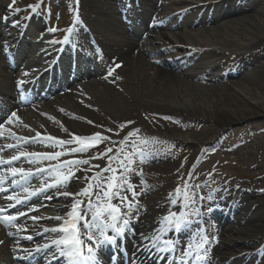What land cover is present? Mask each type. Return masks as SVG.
<instances>
[{
  "label": "bare ground",
  "instance_id": "bare-ground-1",
  "mask_svg": "<svg viewBox=\"0 0 264 264\" xmlns=\"http://www.w3.org/2000/svg\"><path fill=\"white\" fill-rule=\"evenodd\" d=\"M3 1L5 0H0V8L1 6H4V8H6L5 10L7 11V14L10 15V18H12V16H15L17 11L10 9L9 5L5 6L6 4H4ZM78 1L79 13L81 16L80 20H83V22H85V26L81 21H78L77 26L83 27L84 36L87 39L93 41L91 50L94 51L96 49L100 53L104 64L102 67L100 63L95 60L96 58L92 59L90 55L84 56V61L86 60L87 65L83 66V68H86L87 66L88 70L90 69V71L78 72L77 67L74 71V76H98L101 71L100 68H105L107 67V65H118V68L112 74L108 75L106 79L102 78L100 81L94 83L92 82L85 87L77 86L75 88L70 87L71 82H69V78L71 76V73L69 72L67 74V72H65V82H61L59 86L55 88L58 90H64L67 88L65 95L69 96L70 99L66 101V103H63L61 107L64 108V111H66L68 114L81 116L83 119L89 120L87 116H93L91 114L94 113L91 111H94V109H96L97 112H99L104 117L106 116L111 121L110 122L106 119L109 123L107 124L108 127H111L113 126L112 124H114V126L117 128L127 127V130H133L137 129V126L139 125L138 119L133 118L134 113L138 110L145 109L147 112L146 116L150 122V124L146 127V131L151 134L162 133L167 136H170V134L175 131H181L186 128L188 118L184 119V116H179L180 114L182 115V113L190 115L189 117H192L193 119H202L205 117L206 120L212 121L211 123H213V125L219 127L222 124H229L233 118H235L234 120H237L238 122L247 121V118L250 116H259L264 119V101L251 103L245 97H242V99L240 100V102L242 103H237L236 107H234V110L219 111L218 109H211V107H213V103L217 104L218 102H222V104L224 103L225 105H232V103H234V97L231 96V92H233V89L231 87L232 85L237 86L239 84H243L245 88H250L248 89V91H250L251 93L253 92L252 88L256 87L259 91V94H261L262 96L264 95V27L259 26L256 23L253 25H249L241 24L237 22L238 20H230L233 17L237 16H244V20H250L256 14L264 20V0H196V2H194V0H176L175 2L174 0H170L168 2L164 0L163 4L158 2L157 0H140L142 7L139 8L138 11H134L133 0H107V2H96L94 0ZM198 2L205 3L204 5L200 6ZM170 3H173L176 11L178 10V18L182 17V19H184L183 21L187 20L186 17L192 18V21L189 22V25L207 23H211L212 25H214L213 32L202 30L200 32H196V34L193 33L197 37L199 41L198 43H187L188 45L186 46L181 42V39L178 38V43H180L179 46L183 45L181 47H187L189 49L188 57L190 59H194L193 61H198L199 59H202L207 55L214 54L223 57L225 56L226 51H228L229 49H238L241 47L244 48V50H250V52L246 55L231 56L225 59L224 62H221L217 66L218 68L222 66L224 73L219 77H213L212 79L208 78L211 70L207 73L205 72L204 75L200 76L186 73L188 65H185L184 63L185 58L174 59L171 61H161L160 63H158V66L153 68L139 52H145L149 56L151 54L149 51H153L155 47L161 46L162 43L157 38H143V35L145 33L147 37L152 36L153 29H155V26H157L155 24V21H157V19H163L162 17L158 18V16L154 18L152 11L159 8H161V10H166V8L168 7L167 10L169 13ZM112 5L119 8V14L121 16L125 17L126 15H128L130 18L134 19V23L138 21L137 25L138 27H140V29L135 28L133 30L130 27H126L123 25L125 27L124 29L117 25V21L115 20L114 15H112L111 13H105L102 8L104 6L109 7ZM15 7L19 8L20 5L16 4ZM142 9L145 10L144 13L142 12ZM201 11H203V13H201ZM174 17L175 15H173L171 18L176 21L177 19ZM227 19L229 21H227L226 23L220 22ZM31 26L33 25H28V27L23 30V26H21L20 28H17L16 25L4 27L0 23V57L2 58V56L4 55V50H7L11 46L14 47L15 45L17 46L18 51L16 56L17 60L20 61L23 57L22 54L25 55V53L29 52L30 55L24 57L21 60V63L28 65L27 67L29 74L36 72L34 71L35 69L32 70L31 67L36 68L37 64H44L43 66H45V64L47 63L48 65L53 57V54L51 56L50 53L53 47L55 48V50H57L56 47L58 45L57 43L52 48H50L48 46L51 45L49 42H46L45 44H34V42H32L31 40L26 41L27 36L31 35L33 32V29H29ZM182 26L183 24L181 22L174 23L173 25V27H175L176 29H182ZM96 27L98 29H96ZM143 29L144 33L142 32ZM223 29L226 30L224 35L228 38L233 37L232 35L237 33H250H247V35H245L244 38L246 40L244 39L245 42H243L242 45L231 46L206 42L207 35L209 33H214V31L220 30L222 31ZM130 30H132V33L130 32ZM126 34L133 35L134 37H137L138 40L130 41L127 37H125ZM210 36H214L215 39L222 38L220 33H216L214 35L210 34ZM164 37V35H161L162 41ZM4 41H6L5 44H7V41H9L7 47L4 45ZM208 41H210L209 38ZM77 44L78 46L81 45V42L78 38ZM176 47L177 46H173L171 49H176ZM220 47L225 48V50ZM71 50V41L65 42L64 46L62 47L61 54L58 60L55 62L56 67H63V65H67L70 63V56H72V54H70ZM47 60L49 61L46 62ZM260 61H263V64L260 67H257L256 65ZM196 64L198 65L199 63ZM159 66L166 67V69L159 68ZM96 69L98 71H96ZM190 70L192 69H189V71ZM120 73L122 74L121 76ZM34 75L35 74H31L30 77ZM100 75H104V70H102V73H100ZM193 80L201 81L202 84L195 83ZM41 81H43V77ZM55 81L58 84L57 75ZM29 83L31 82L24 84V88ZM38 83H40V81ZM15 88H17V86L10 82V74H8L4 69L0 67V96L2 97L1 101H4L0 106L1 121L7 122L9 118L10 120L12 119L8 112L16 108V105H11L10 103V99L15 95ZM204 88L207 89L205 90ZM203 90L207 91L209 94V96L206 95L205 101H201L204 96L202 94ZM251 95L255 94L252 93ZM184 97H186L187 105H184L183 109L176 110L175 108H173V106L170 105V103L174 101L171 100V98L180 101L183 100ZM211 98L214 99L213 103L211 102V100H209ZM61 100L62 98L59 99V102ZM73 100L74 102H82L84 103L83 106L87 105L89 108L83 109V107H81L80 105L73 103ZM196 102L198 106L206 105L208 107V110L204 108L201 109V106H194ZM50 105L51 104H47L46 106L48 107ZM189 109H191L192 111ZM199 110H203V112L197 114ZM42 112V114H44L45 116L48 115V113H46L48 111H45V108ZM53 116L55 118L58 117L55 113H53ZM93 117L97 119L95 116ZM10 120L9 122H11ZM97 121V124L99 125H103L102 123L105 122L104 120ZM40 123L41 125H43L42 121ZM61 123L65 129L69 130L76 126L75 123L69 122L65 119H63ZM79 128L81 130L84 129V127L81 125H79ZM114 133H117V131ZM162 138H156L154 136L142 140V143H149L153 146L161 145L166 149L175 148L176 145L180 143H186L187 146L179 150V153L183 154H187L193 147L192 145L194 141L192 137L189 136H179L169 142L165 140L166 136H163ZM10 139H14L13 130L8 131L7 129L3 131V133H0V152L7 151L6 154H10L8 156V159H0L2 161H5V163H7L9 158L15 156L11 155L12 152L7 150L8 145L4 143L5 140ZM13 142L16 141H11L9 143ZM134 159L135 157H132V159L129 161L134 162ZM138 159L139 157L137 158V161H139ZM123 161L126 162L128 161V159H123ZM144 161L147 164H151L162 160L160 156L146 157L144 155L141 158V162ZM38 162L39 160L29 159L21 161L20 165H34ZM113 164L117 165L115 164V162ZM123 171L124 172L122 174V178H128L127 180L130 182L129 187H127V193L123 194V196L127 197L133 202H137L136 207H133L134 211L126 213V215H130V217L131 215H133L132 217H136L137 215V220L134 223V226L136 227V229L139 228L133 238L134 247L132 246L133 249L129 250L130 258L134 259L136 257L134 253H138L142 248H146L149 250L151 247V252L155 253L158 248H156L157 250L153 248L154 243H151V240L154 238V235L155 238H158L160 235H165L166 233V237H163V241H169V239L172 240L174 238L177 246H179L184 251L186 249L190 250L191 247L193 255L196 257H201V259H198L200 261L199 264H220V259L225 260L226 258H220L219 261H217V259L215 260V255L221 254L220 251L225 249L226 247H230V249L228 248L229 252L234 251L235 248L245 247L246 249V247H250L249 242L246 243L241 239L235 240V244H231L232 241L226 239L222 242L223 233H226L227 235L231 234L230 240L231 236L233 235L245 236L247 234L246 232L248 231L247 226L238 227V225H242L245 223L249 225L254 221L255 216L253 217L252 212H250V210H247V208L244 209V207L242 206L243 200L247 196L250 197L251 193H249L248 191H243L244 194L242 195H239L238 192L232 194L223 190H217L214 193H211L210 191L206 192L207 195L205 196L209 199V202L206 203L205 207L200 203V198L199 200H197L198 197L195 196L198 193L197 186L189 185L186 188V193L181 197L177 194V192H174L175 190L170 189L169 191H165L164 188L159 191L160 195H154L155 197L152 199V201L147 202L146 194L151 192L154 193V188L159 189V185L154 183V181L152 180L147 181L141 179V174L137 175L136 173H132L131 176L130 169H123ZM48 175V173L39 175L37 176V179L38 177L45 178ZM83 176L86 177L85 175ZM115 182V185H117V181ZM203 182H205V180ZM108 184L109 182L107 181L106 185ZM181 185V183H178L177 187H180ZM75 187H77V184H75ZM198 188L200 189V186ZM129 189L133 193L138 192L139 195H130L128 193ZM163 191L169 192L170 195H168L169 193H167L162 196ZM172 192H174V194L171 197ZM183 196H187V199ZM47 197H52V195L45 194L38 197L40 199V203L42 205L45 203L46 207L47 205L50 206L52 202L50 201L48 203ZM61 199L63 200L62 202H65V204L63 203L64 205L70 204L68 200L62 197ZM154 201L156 203L153 205ZM172 202L178 206L177 208L179 216L182 215V220L186 221L184 225L182 224V222L178 221L181 224V228L177 230L176 226L174 227L177 234L172 229H170L172 223L168 220L169 217H167V208L172 204ZM219 204H224V207L220 208ZM260 207H264V202L260 204ZM98 208L101 209L102 207ZM209 208H212L211 211H204ZM202 210L203 212L201 213ZM250 213L252 215L249 217ZM77 216H79V214H77ZM159 216L165 218L167 217L166 222L158 221ZM75 218L73 220H76ZM210 220L219 221L220 227L218 230L213 229V225L212 223H210ZM16 222L24 224L29 221L25 218H22ZM173 223L174 225H176V222ZM32 224L33 227L37 228V225H35L34 222ZM201 224H206V227L202 228V226H200ZM88 228L96 229L94 222L90 223L87 229ZM53 233L56 234L58 233V231ZM3 236H5V233L0 231V241H3ZM11 236L13 237L14 241L23 242V240H25L20 239L19 235L15 232H12ZM203 237H207V239L209 240L207 244L204 245L205 250L202 249V247L198 246L201 244ZM10 244H13L12 240ZM162 246L163 245L160 244L159 249H161L164 254L161 255L159 252L157 254L158 256L156 257L155 262L157 264H169L170 255L166 252V248ZM9 248V245L0 243V255H4L6 257ZM259 248L261 250L260 255L264 259V245L262 243L259 244L258 249ZM52 251L53 249L43 252L47 254L51 253ZM178 251L179 250H176L177 253ZM20 253V251H14V255L17 257H25L30 254L28 253L20 255ZM248 254L249 253H246L241 257L237 256L235 258H230V260L224 262V264H245L246 258L247 260L254 261L250 256L244 258V256H247ZM257 256H259V253ZM5 257H0V264H12V258L8 256L6 258ZM184 258H188L187 255L184 256ZM202 258H205V261L202 262ZM143 260H146V258H144Z\"/></svg>",
  "mask_w": 264,
  "mask_h": 264
},
{
  "label": "rangeland",
  "instance_id": "rangeland-1",
  "mask_svg": "<svg viewBox=\"0 0 264 264\" xmlns=\"http://www.w3.org/2000/svg\"><path fill=\"white\" fill-rule=\"evenodd\" d=\"M9 0L3 1L5 4ZM21 2L23 5V10H26L28 6L31 5V3L35 4L34 1L39 0H17V2ZM42 1V0H41ZM44 3H50L52 5L53 9L55 10V13L52 16V21L49 22V25L51 28H62L65 29V26L69 23L70 18V8L72 5V0H43ZM96 2L104 1L107 2V0H94ZM140 0H134V3L139 4ZM161 2L162 0H157ZM170 1V0H165ZM172 1V0H171ZM176 0H174L175 2ZM202 1V0H201ZM10 4L12 0L9 1ZM164 2V0H163ZM196 2V0H194ZM243 2V1H242ZM245 2V1H244ZM41 3V2H40ZM205 2H198L200 6L204 5ZM210 3V2H206ZM113 4V3H112ZM2 7V6H1ZM103 11L105 13H111L114 15L115 20L117 21V25L124 28L120 24L119 13L117 10V7L112 5L109 7H102ZM139 8V7H138ZM170 11L168 13V7L166 10H161V8L156 10H151L156 16H163V18H167V16H172V14H175L176 8L173 5V3H170L169 5ZM172 10V11H171ZM178 11V10H177ZM1 12V11H0ZM30 11H21L20 18L23 19V17ZM168 13V14H166ZM203 13V11H201ZM39 14L44 17L42 11L39 12ZM177 20L173 21L172 18L170 19L172 23L181 22L183 24L182 29H176L173 27L174 24L169 23L168 21L165 22V25L162 27H158V29L153 30L154 37L159 38L160 42H162V45L159 47H162L160 49H163L166 52L158 53L157 50H150L151 55L147 56V53L139 52L143 58L149 63L150 66L155 68L157 65L156 63L160 61L165 60H172L174 58H183L185 56H188L189 49L187 47H181L179 46L180 43H178V38L181 39V42L185 44L186 46L189 44L198 43L197 37L193 34L196 32H200L202 30H207L208 32H213L214 25L211 23L207 24H197V25H189V22L192 21L191 17H186L187 20L183 21L182 17L178 18L175 16ZM244 16H237L230 19L231 21H237L241 24H258L259 26L264 27V20L261 19L259 16L254 15L252 19L244 20ZM227 20L220 21L221 23H226ZM138 24V21L135 22ZM237 24V23H234ZM116 25V27H117ZM134 27L137 29H140L138 25L134 24ZM54 31V36H57L58 32H62V30ZM96 29H98L96 27ZM117 29V28H116ZM80 31V28H78ZM144 31V30H143ZM225 29L222 31H214V33H209L207 35L206 42L209 43H219L220 45H242L244 41L245 35L250 32L245 33H237L233 34V37H226L224 35ZM245 31V30H244ZM220 33L222 36L221 39H215L214 36H210V34H216ZM161 34L164 35V39L162 41ZM107 37V36H106ZM125 37H127L130 41L137 40L136 37L130 34H126ZM153 36L151 38H154ZM220 37V36H219ZM35 36L30 35L28 37L29 40H33ZM208 38L210 41H208ZM214 38V39H213ZM249 38V37H247ZM228 40V41H227ZM230 40V42H229ZM246 40V39H245ZM205 42V41H204ZM164 46V47H163ZM173 46H177L176 49H171ZM222 48V47H220ZM159 49V50H160ZM225 50V48H222ZM222 50V51H223ZM138 51V50H136ZM250 52V50H244V48H238V49H229L226 51L225 56L221 57L217 54L214 55H207L202 59H199L196 61V63H199L198 65L192 61L191 59L185 58V63L190 64L188 69H192L191 71L187 70L186 73H191L195 75H204L205 72L207 73L210 71V75L208 78L213 77H219L222 72L224 71L222 69V66L218 68L217 66L224 62L225 59L231 57V56H240V55H246ZM227 56V57H226ZM225 57V58H224ZM192 63V64H191ZM195 63V64H194ZM263 64V61H260L256 66L260 67ZM0 67L6 71V68L4 67V60L0 57ZM159 68H166L163 66H159ZM122 74L120 73V76ZM12 75L10 77V82L12 83ZM99 77H92L90 81H87L83 84H80L79 86L88 85L90 83L97 82L99 80ZM236 80V79H235ZM195 83H199L195 80H193ZM241 83V82H240ZM200 84H202L200 82ZM228 84V83H227ZM232 91L231 96L234 97V103L232 105H225L224 103H217L214 104V99L211 98V102L213 103L211 109H218L219 111L224 110H234V107H236L237 103L241 104L240 100L242 97L247 98L251 103H255L257 101H264V95L262 96L259 94V91L256 87H253V92L255 95H251L252 93L248 91L250 88H245L243 84L239 85H232ZM244 87V88H243ZM85 89V88H84ZM203 89V88H202ZM205 90L207 88H204ZM203 98L201 101H205L206 95L209 96L207 91H202ZM62 100L58 102V105H61L63 103H66L70 99L69 96L63 95ZM67 99V100H66ZM171 100H174L170 103L173 108L176 110L183 109L184 105L186 104V97H184L183 100H176L174 98H171ZM222 100V99H221ZM73 103L74 100L72 101ZM77 104V103H76ZM78 105V104H77ZM194 106H198L197 102L194 104ZM201 106V105H199ZM198 106V107H199ZM81 108V107H78ZM97 108V107H96ZM201 109H207L208 107L206 105H203L200 107ZM56 110V109H55ZM54 109H52V112H55ZM191 110V109H189ZM192 111V110H191ZM197 111V110H195ZM87 112V111H86ZM94 114H91L95 116L97 119H95L93 116L88 115V119H81V118H70V122L75 123L76 126L71 128V130L74 133H79L80 135H84L86 137H89L92 135L94 137L93 140H98V144L96 147H89L90 141H82L83 145L87 148H89V153H81L75 154L74 159L78 160H87L88 163L94 164L93 167H83L80 165V163H75L73 168L70 170L69 174H72L73 178L77 180L80 173H84L86 175H90L88 173L89 170H92L94 172L93 175H95L97 172H101L102 170L107 169L110 163H108L107 160H104L105 157L111 158L113 155H115L118 151H120V155H129L132 157H135L134 162L135 165L133 167V172L141 174L140 178L143 180H152L154 183L159 185V189L154 188V193H148L146 194V201L151 202L152 199L156 195H160V190L165 188V191H169L170 189H173L177 192L180 197L186 193V188L189 185L197 186L198 193L195 195L197 200L200 198V203L206 207V203L209 202V199L205 196L207 195L206 192L214 193L217 190H223L230 193H237L239 195L244 194L243 191H248L250 194V197H246L243 202L242 206L247 208V210H250L252 212L254 221L251 222V224H242L238 225V227H246L248 231L245 236L241 235H227L226 233H223L222 236V242L226 239L229 241H232L231 244H235V240L241 239L244 240V242H249L250 247L243 248H235L234 251L229 252L228 248L221 250V254H217L216 259L219 261L220 258H226L225 260L220 259V264H224V262H227L230 260V258H235L237 256L241 257L242 255L249 253L247 256L245 255L244 258L250 256L252 260H247L245 264H264V259L262 258L261 250L258 249L259 244L264 245V207H260V204L264 202V119L259 116H250L247 118V121H235L233 118L229 124H222L219 126L213 125L211 123L212 121L206 120L205 117L202 119H193L192 117H189L190 115L186 113H182L179 116H184V119L188 118V122L186 123V128L183 130H178L170 134V136L160 134L158 133L156 135L157 138H162L163 136H166V141L174 140L176 137L179 136H189L193 139V147L187 154L179 153V150L181 148H184L187 146L186 143H180L176 145L175 148L166 149L164 146H157L152 145L149 143L143 144L142 140L146 139L147 137H152L153 134L146 133L145 129L150 124L148 118H147V112L145 109L138 110L134 113L133 118H137L139 121V125L137 126V129L133 130H127V127L117 128L112 124L113 126L108 127L107 124L108 121H110L106 116L104 117L99 112H97L96 109L94 111H91ZM203 110H199L197 114L202 113ZM29 119L33 118L34 116L28 115L26 116ZM36 118V116L34 117ZM59 118L61 119V116L59 115ZM37 119V118H36ZM108 121H107V120ZM47 122L49 126L52 128V132H54V135H57L59 137L64 136V138H71L68 136L67 133L63 134L65 132L63 129L59 128L57 125L55 126L53 122L49 123L46 119H43ZM97 120H104L103 125L97 124ZM34 122V121H33ZM32 122V123H33ZM111 122V121H110ZM113 123V122H112ZM79 125L83 126L84 129L81 130L79 128ZM198 127V128H197ZM197 128V129H196ZM117 133H114L116 132ZM67 132V131H66ZM152 135V136H151ZM163 139V138H162ZM92 141V140H91ZM168 150V151H167ZM96 151L100 153L98 156H90L91 152ZM146 157H155L160 156L162 161L154 162V163H145L141 162V158L143 156ZM139 157V161H137V158ZM99 167L98 170L95 168ZM112 168V167H110ZM117 175V173L115 174ZM132 175V174H131ZM207 178V179H206ZM139 179V178H138ZM204 179H206L205 182ZM75 180V181H76ZM177 183H181L182 185L180 188H176ZM124 185V184H123ZM200 186V189L198 188ZM100 189V185L97 184L94 192L98 193ZM84 190H87L86 188ZM58 192L61 193H74L73 186L69 184H65L62 189H58ZM90 191V190H88ZM135 191V190H134ZM174 191V192H175ZM172 192V195L174 194ZM259 192V194H258ZM169 192L162 193V196L167 194ZM133 195H136L135 193H132ZM155 195V196H154ZM170 195V193L168 194ZM246 195V194H245ZM152 196V197H151ZM72 199H77L80 196L76 195H69ZM187 199V196H183ZM86 200V199H85ZM59 203V201L57 202ZM156 202L154 201L153 205ZM175 204L172 202V204L167 208V213L170 216L177 215V208L172 207ZM220 208L224 207L219 204ZM217 207V205H216ZM257 207V208H256ZM200 208V207H199ZM206 209V208H205ZM212 209V208H211ZM54 215L59 216L60 212H57L56 210L52 209ZM205 212H209L208 209L204 210ZM203 210L201 211V213ZM165 213V212H164ZM250 213L249 217L252 215ZM60 217V216H59ZM161 218V217H160ZM160 218H158L160 220ZM215 224V228L219 227V222L211 220ZM226 234V235H225ZM255 242V243H254ZM260 250V251H259ZM223 253V254H222ZM259 253V256H257ZM228 259V260H227ZM244 263V262H243Z\"/></svg>",
  "mask_w": 264,
  "mask_h": 264
},
{
  "label": "snow or ice",
  "instance_id": "snow-or-ice-1",
  "mask_svg": "<svg viewBox=\"0 0 264 264\" xmlns=\"http://www.w3.org/2000/svg\"><path fill=\"white\" fill-rule=\"evenodd\" d=\"M17 3V0H12L11 4H9V8L14 10V11H19L18 7H15ZM6 19V17H5ZM20 84L23 83V81L19 82ZM12 116H15L16 113L13 112L11 114ZM49 139H52V137H49ZM73 139H79L78 137H73ZM61 143H67V141H63ZM32 155H36L35 153H32ZM59 155V153L57 154ZM47 158H51V157H47ZM18 159V157L13 156L12 160H16ZM87 160H83V161H79V163H85L87 164ZM0 163H5V161L0 160ZM7 163H11V161H7ZM10 172L13 176H16L17 174H20L21 177L23 179H27V177L29 175H31V173L25 172L23 169H17V168H11ZM0 183H2V181H0ZM13 183H15V181H13ZM4 189H0V191H3ZM25 191H28L27 189H25ZM62 195H76L75 193H61ZM211 198V197H209ZM9 200L12 199H17V202H19L18 198L16 197H8ZM49 199H51V197H49ZM75 208V206H74ZM110 211L111 212H115L116 209L115 208H111L110 207ZM208 211H211V209L209 208ZM19 215H25V213H19ZM97 215H100V213H97ZM113 219H115V217H112ZM4 221L7 222H11L17 219L16 216H7V217H2L0 218ZM33 219H37L36 217H33ZM59 219V217L57 218ZM76 220H79L80 217L76 216L75 218ZM167 219V218H166ZM128 223V221H124V224L126 225ZM109 227H112L114 229V231L116 232V235H122L125 232L124 227H116L115 225H108ZM176 228L177 230H179L181 228V224L178 222L176 224ZM46 231H52V232H62L65 233L66 235H64V237L62 239H57V240H53V245L56 246H60L63 245L64 247L60 248V255L63 257H67L70 258L73 262L76 261L77 258L84 260V261H95V253L92 247H88L87 252L88 255L85 256L84 255V245H83V241L80 238V236L78 235V228H77V223L75 221L72 222H68L64 227H60L59 229L57 228H52V229H46ZM100 234L103 237L102 241H93V237L91 235H89L87 238L89 241H93V243H98V244H103V243H108V244H115L116 240L114 236H104V232L103 229L100 230ZM28 239H31V237H28ZM208 242L207 237H203L202 238V243L199 245V247H203L204 244H206ZM0 243H3V241H0ZM45 247H48L47 245ZM39 250V249H38ZM197 259H201L200 256H197Z\"/></svg>",
  "mask_w": 264,
  "mask_h": 264
}]
</instances>
